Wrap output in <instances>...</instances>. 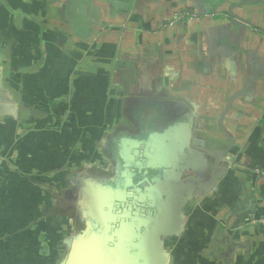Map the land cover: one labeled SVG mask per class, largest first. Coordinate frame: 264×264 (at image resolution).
<instances>
[{"label":"crops","instance_id":"1","mask_svg":"<svg viewBox=\"0 0 264 264\" xmlns=\"http://www.w3.org/2000/svg\"><path fill=\"white\" fill-rule=\"evenodd\" d=\"M262 219L264 0H0V264H264Z\"/></svg>","mask_w":264,"mask_h":264},{"label":"built area","instance_id":"2","mask_svg":"<svg viewBox=\"0 0 264 264\" xmlns=\"http://www.w3.org/2000/svg\"><path fill=\"white\" fill-rule=\"evenodd\" d=\"M184 17H191V15L188 13H180L177 16H175L174 20L177 21L183 19ZM261 222L264 223V219H262Z\"/></svg>","mask_w":264,"mask_h":264},{"label":"flooded vegetation","instance_id":"3","mask_svg":"<svg viewBox=\"0 0 264 264\" xmlns=\"http://www.w3.org/2000/svg\"><path fill=\"white\" fill-rule=\"evenodd\" d=\"M141 206L143 207L142 203H140V204H138L137 202H135V203H134V202L131 203V207L134 208V209L136 208V209L141 210V209H142ZM127 207H128V206H127Z\"/></svg>","mask_w":264,"mask_h":264}]
</instances>
